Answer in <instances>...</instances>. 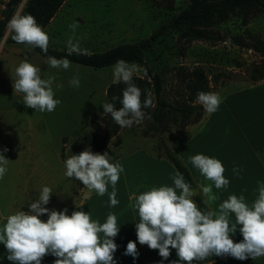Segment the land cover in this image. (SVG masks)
Returning a JSON list of instances; mask_svg holds the SVG:
<instances>
[{"label":"rangeland","instance_id":"374dc122","mask_svg":"<svg viewBox=\"0 0 264 264\" xmlns=\"http://www.w3.org/2000/svg\"><path fill=\"white\" fill-rule=\"evenodd\" d=\"M8 1L1 0L0 15ZM26 1L22 0L0 38V203L5 206L62 207L75 201L71 191L79 195L78 190L86 184L91 188L100 186L112 165L118 169L120 164L127 168L148 167L138 162V156L160 154L159 137L143 135L147 121L138 113L127 122H104L111 84L143 77L146 67L153 65L162 73L165 96L185 100L188 92L177 72L202 68L211 81L214 94L208 104H213L229 93L233 84L251 82L248 69L261 61L260 50L264 49V13H251L246 21L244 14L236 11L206 30L213 35L212 42L185 43L177 32L164 35L146 54L144 64L92 68L46 59L29 45L7 42ZM190 3L191 0H66L39 41L59 51L103 52L149 37ZM238 38L254 49L237 45ZM219 73H234L238 78L215 82ZM93 122L100 123L103 134L118 124L120 130L85 165L72 166V145L92 131ZM178 133L172 129L164 135L174 153L182 143Z\"/></svg>","mask_w":264,"mask_h":264},{"label":"crops","instance_id":"0c3cea01","mask_svg":"<svg viewBox=\"0 0 264 264\" xmlns=\"http://www.w3.org/2000/svg\"><path fill=\"white\" fill-rule=\"evenodd\" d=\"M229 89L178 133L208 221L153 152L62 207L0 203V264H264V80Z\"/></svg>","mask_w":264,"mask_h":264},{"label":"trees","instance_id":"16d2710c","mask_svg":"<svg viewBox=\"0 0 264 264\" xmlns=\"http://www.w3.org/2000/svg\"><path fill=\"white\" fill-rule=\"evenodd\" d=\"M66 0H27L7 42L29 45L34 53L46 59L77 63L92 68H105L121 63L144 64L146 54L166 34L177 32L180 40L191 43L198 40L212 42L213 35L206 32L212 24L228 19L236 11L244 14L245 20L251 13H264V0H191L187 9L163 23L149 37L136 43L121 44L103 52L83 53L59 51L39 41L40 36L63 6ZM1 2V0H0ZM22 0H9L0 15V38L3 37ZM237 45L254 49L243 39H236ZM256 49V48H255ZM261 61L252 63L248 69V79L252 83L264 80V49ZM178 80L185 85L188 96L185 100H172L165 96L162 73L156 66L148 65L143 77H132L111 84L107 89L108 110L103 118L109 125L123 119L127 122L138 113L147 121L142 132L144 136L159 137V156L168 159L177 169L184 189H195L190 171L182 160L169 148L164 135L175 129L183 132L186 127L201 121L205 114L204 103L212 94L210 79L202 68L177 72ZM237 79L233 74H217L214 80ZM92 131L82 140H77L71 148L72 166L85 165L94 155L103 151L120 130L114 125L107 134L101 132L99 122L92 123ZM87 168V167H86ZM200 216L209 220L211 210L205 198L198 195L192 198Z\"/></svg>","mask_w":264,"mask_h":264},{"label":"water","instance_id":"95a60500","mask_svg":"<svg viewBox=\"0 0 264 264\" xmlns=\"http://www.w3.org/2000/svg\"><path fill=\"white\" fill-rule=\"evenodd\" d=\"M186 192L191 197H196V196H198L200 194L199 189H189Z\"/></svg>","mask_w":264,"mask_h":264}]
</instances>
